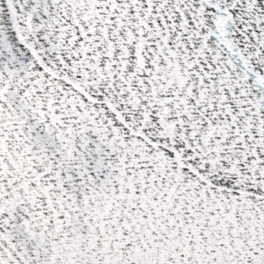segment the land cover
<instances>
[{"label": "snow or ice", "instance_id": "obj_1", "mask_svg": "<svg viewBox=\"0 0 264 264\" xmlns=\"http://www.w3.org/2000/svg\"><path fill=\"white\" fill-rule=\"evenodd\" d=\"M0 264H264V0H0Z\"/></svg>", "mask_w": 264, "mask_h": 264}]
</instances>
